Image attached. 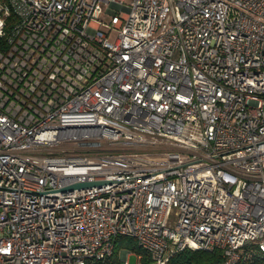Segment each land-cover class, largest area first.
Instances as JSON below:
<instances>
[{
    "label": "built area",
    "instance_id": "obj_1",
    "mask_svg": "<svg viewBox=\"0 0 264 264\" xmlns=\"http://www.w3.org/2000/svg\"><path fill=\"white\" fill-rule=\"evenodd\" d=\"M123 236L264 256V0H0V264Z\"/></svg>",
    "mask_w": 264,
    "mask_h": 264
},
{
    "label": "trees",
    "instance_id": "obj_2",
    "mask_svg": "<svg viewBox=\"0 0 264 264\" xmlns=\"http://www.w3.org/2000/svg\"><path fill=\"white\" fill-rule=\"evenodd\" d=\"M123 240H130L134 242L132 239L128 237H117L115 239V249L113 255L111 257V262H116L117 260V247L119 243ZM135 245V244H134ZM134 249L137 253H142V264H148V257L145 253H143L139 248L134 246ZM220 260V252L215 250L213 252L206 251L203 249H189L185 248L175 252L169 259L168 264H215L216 261ZM256 264H264V256L256 258L254 260Z\"/></svg>",
    "mask_w": 264,
    "mask_h": 264
},
{
    "label": "rangeland",
    "instance_id": "obj_3",
    "mask_svg": "<svg viewBox=\"0 0 264 264\" xmlns=\"http://www.w3.org/2000/svg\"><path fill=\"white\" fill-rule=\"evenodd\" d=\"M133 245H134V242H132L130 240L121 241L119 243V246L117 247V258H119L122 250H127V251H129L128 264H136L137 263V257H136L137 252L134 249Z\"/></svg>",
    "mask_w": 264,
    "mask_h": 264
},
{
    "label": "water",
    "instance_id": "obj_4",
    "mask_svg": "<svg viewBox=\"0 0 264 264\" xmlns=\"http://www.w3.org/2000/svg\"><path fill=\"white\" fill-rule=\"evenodd\" d=\"M101 181H83V182H76L73 184H70L68 186H65L62 188V190H71L73 188H83V187H89L91 185L99 184Z\"/></svg>",
    "mask_w": 264,
    "mask_h": 264
}]
</instances>
